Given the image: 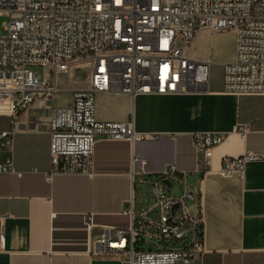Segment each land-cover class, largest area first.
I'll use <instances>...</instances> for the list:
<instances>
[{
  "label": "built area",
  "instance_id": "2783aa9c",
  "mask_svg": "<svg viewBox=\"0 0 264 264\" xmlns=\"http://www.w3.org/2000/svg\"><path fill=\"white\" fill-rule=\"evenodd\" d=\"M10 20L0 36V114L17 115L38 97L57 89V79L74 63H84L88 86L74 92L71 106L54 107L49 119L50 169L58 174L91 175L97 136L134 142L143 137L133 121H100L96 95L182 94L209 90V60L185 55L196 33L233 29L235 57L222 63L223 91L240 98L264 96V0H0V15ZM40 67L41 75L34 70ZM48 75H44L45 70ZM245 133L246 126H240ZM14 133L0 129V148L11 146ZM222 132H195L192 171L176 163L147 171L146 161L133 169L128 226H106L94 252L116 254L128 264H179L205 254L200 178L211 171L213 149ZM263 156L248 151L225 156L218 173L229 177ZM21 174L12 158L0 162V174ZM88 228L95 227L92 214ZM5 235L0 230V250Z\"/></svg>",
  "mask_w": 264,
  "mask_h": 264
},
{
  "label": "crops",
  "instance_id": "0c3cea01",
  "mask_svg": "<svg viewBox=\"0 0 264 264\" xmlns=\"http://www.w3.org/2000/svg\"><path fill=\"white\" fill-rule=\"evenodd\" d=\"M213 30L200 29L185 47V55L212 64L235 57L237 33L224 56L214 50ZM84 63H74L57 79V89L40 96L17 115L0 114V129L13 131L11 146L0 148V162L12 158L21 174H0V230L5 247L0 264H128L118 255L94 252V241L106 226L125 227L124 210L134 187L133 169L145 160L147 171L169 163L192 171L195 132H222L225 139L213 149L211 171L190 178L200 189L205 254L179 264H264V128L240 126L241 99L223 91V67L210 78L209 90L182 94L130 95L103 91L96 95L100 121H133L143 137L134 142L97 136L91 175H55L50 169L49 119L54 107L71 106L74 92L88 86ZM248 151L263 158L244 171L225 177L218 173L225 156ZM127 201V202H126ZM92 214L95 227L88 228ZM124 217L125 223H120Z\"/></svg>",
  "mask_w": 264,
  "mask_h": 264
},
{
  "label": "rangeland",
  "instance_id": "374dc122",
  "mask_svg": "<svg viewBox=\"0 0 264 264\" xmlns=\"http://www.w3.org/2000/svg\"><path fill=\"white\" fill-rule=\"evenodd\" d=\"M10 18L6 14L0 15V36L5 35L7 32L5 30V24L9 22ZM217 43L214 47V50L224 56L228 53V41L233 36V29L223 30V31H214L212 34ZM221 66L218 64H211L210 66V78H215L220 70ZM34 70L37 74L41 75L43 73L42 68L35 67ZM85 71V69H84ZM44 75H48V70L46 69ZM241 117L240 121L242 124L247 127L254 128H264V96H245L241 99ZM134 191L137 196L141 192V186L139 184L134 185ZM131 194V193H130ZM130 196L128 197V199ZM127 202V201H126ZM120 223H126L124 217H120Z\"/></svg>",
  "mask_w": 264,
  "mask_h": 264
}]
</instances>
